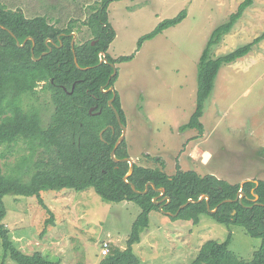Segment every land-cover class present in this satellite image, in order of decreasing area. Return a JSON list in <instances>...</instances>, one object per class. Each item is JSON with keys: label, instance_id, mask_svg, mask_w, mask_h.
<instances>
[{"label": "rangeland", "instance_id": "obj_1", "mask_svg": "<svg viewBox=\"0 0 264 264\" xmlns=\"http://www.w3.org/2000/svg\"><path fill=\"white\" fill-rule=\"evenodd\" d=\"M0 1L9 9H21L27 18L44 16L57 28L71 27L77 36L74 44L92 40L82 24L97 0ZM243 1L125 0L109 6L116 37L108 54L114 59L135 54L132 61L115 65L114 88L126 120L125 150L136 165L160 168L170 176L178 168L195 171L230 184L264 181V41L245 58L220 69L201 118L204 133L179 131L196 109L197 66L207 41ZM183 10L187 17L181 24L145 42L136 52L140 37ZM263 32L264 0H254L214 48V55L230 53ZM38 90L36 97L25 100V106L38 107L46 127L54 105L48 91ZM205 153L210 154L206 162ZM37 156L21 141L0 145V167L7 175L18 173L24 157L33 163ZM41 198L45 208L36 196H5L3 224L16 248L27 255L39 253L53 264H100L114 249L125 250L141 212L134 202L106 201L93 187L80 192L43 191ZM168 203L162 202L164 207ZM164 212L163 208L150 214L140 243L133 245L140 264H192L205 242L222 243L230 234L229 249L240 259L251 261L261 247L262 241L240 226L218 223L206 214L194 224L174 220ZM104 244L109 245L107 255L102 254ZM4 255L0 238V264ZM5 264L17 263L8 257Z\"/></svg>", "mask_w": 264, "mask_h": 264}, {"label": "trees", "instance_id": "obj_2", "mask_svg": "<svg viewBox=\"0 0 264 264\" xmlns=\"http://www.w3.org/2000/svg\"><path fill=\"white\" fill-rule=\"evenodd\" d=\"M125 0H97L90 7L91 15L82 25H86L92 40H85L72 47L74 30L57 28L44 16L27 18L24 12L9 9L0 1V145L12 146L18 142L27 144L37 160L30 162L24 157L18 173L5 174L0 167V238L4 248V259L10 257L17 264H53L39 253L27 255L21 252L10 240V232L3 224L6 216L4 197L16 195L36 196L39 203L43 191L74 190L84 191L93 187L106 201L119 204L125 201L136 203L141 212L137 217L132 234L125 250L114 249L100 264H140L133 252V245L140 243L141 232L148 228L150 214L160 211L153 199L160 194L150 187L147 194L136 193L131 184L140 192L146 190L148 183L163 188L171 201L164 207L166 212L176 214L189 200L198 201L203 195L209 197L210 209H218L215 214L209 212L207 202L192 203L180 211L174 220L192 221L198 224L200 216L206 214L218 223L236 225L246 233L262 241L260 249L251 261L238 258L229 246L231 234L220 243L209 240L200 248L192 264H264V181H248L230 184L213 175L201 176L195 171L177 169L175 175H168L160 168L136 165L128 181L130 165L127 162L116 163L111 152L121 136L122 129L116 114L109 106L113 93H104L102 89L114 86L118 76L111 78L113 67L130 62L135 54L117 59L108 54V49L116 37L109 21L108 9L112 3ZM254 4V0H244L227 22L217 27L211 34L200 56L197 66L196 109L190 121L179 131L196 130L204 133L201 118L205 105L210 98L217 76L224 65H229L248 56L254 48L264 41V32L236 50L214 55V48L231 32L244 13ZM187 17L183 10L177 16L160 22L150 33L140 37L136 52L144 43L155 39L168 29L178 26ZM82 31V26H78ZM20 47L17 42L23 44ZM53 40L54 43L48 42ZM93 42L95 44L93 45ZM49 48L52 52L49 53ZM32 50L36 59L32 56ZM105 53L108 63L99 65ZM88 70H80L75 64ZM110 80V81H109ZM41 91L51 94L54 113L51 122L44 127L41 111L32 106L27 109L25 100L36 97ZM100 114H90L92 107ZM114 107L125 124V115L117 95ZM113 126L115 130H112ZM104 132L101 137V132ZM125 142L116 151L117 159L129 158ZM158 161V159H155ZM165 166L164 163H162ZM28 176V180L23 178ZM25 176V177H26ZM245 194L236 201L239 192ZM258 196V201H253ZM231 200V202L224 201Z\"/></svg>", "mask_w": 264, "mask_h": 264}, {"label": "water", "instance_id": "obj_3", "mask_svg": "<svg viewBox=\"0 0 264 264\" xmlns=\"http://www.w3.org/2000/svg\"><path fill=\"white\" fill-rule=\"evenodd\" d=\"M0 28L5 29V30H8V29H6V28H4V27H2V26H0ZM72 35H73V42H72V43H73V45H74V42H75V39H76L77 36H76V34H72ZM28 40H33V39H32V38H27L23 44H20L19 41L17 42V44H18L20 47H24ZM48 42L54 43L53 40H48ZM93 45H94V44H93ZM50 52H52V48H49V53H50ZM102 55H103V59H101L99 65H102L103 63H108V60H107V58H106L105 53H102ZM32 56H33V59H34V60H40V59H41V58H40V59H36V58H35L34 50H32ZM75 64H76V66H77L80 70L85 71V70H88V69H89V68H82V67L79 66V64H78V59H77V56H76V55H75ZM111 66L113 67L114 71H113V74H112L110 80H111L112 78H114V77L117 75V69H116V66L113 65V64H112ZM110 80H109V81H110ZM102 91H103L104 93H109V92H112V93H113V97H112V99L109 101V106H110V107L112 108V110L115 112V114H116V118H117V121H118V123H119V125H120V127H121V129H122V134H121L120 138L117 140V142H116V144H115V146H114V149H113L112 152H111V158H112V159L114 160V162H116V163H121V162H127V163H129V165H130V169H129L128 174L125 176L124 180H125L126 183L131 184V183L128 181V179H129V177L132 176V174H133V172H134V166H135V162H134V160H133L132 158L117 159V157H116V151H117V149L119 148V146L125 141V139H126V134H127V129H126V127L124 126V124H123V122H122L121 116H120V114L118 113L117 109L114 107V101H115V99H116L117 94H116V92H115V88H114V86L109 87V89H107V90H105V89L103 88ZM94 110H95V108H91V110H90V114H92ZM105 131H106V130H103V131L101 132V134H100L101 137L103 136V134H104ZM209 158H210V154H209V153H205V154H204V162L208 161ZM255 182H256V181H255ZM243 184H244V183H243ZM243 184H242V185H243ZM256 184H258V182H256ZM131 186H132L133 190H134L136 193H138V194H143V195H145V194L148 193L150 187H153L154 190H156V192H158V193L160 194L158 197L154 198L153 200H154V202H155L156 204H158V205L161 204V205H160V210H162V211H163V208H164L162 202H163V201H168V202L171 201L170 197L166 196V191H165V189H163V188H160V189L156 188V186H155L154 183H148L147 186H146V190L143 191V192L138 191V190L136 189V187H135L133 184H131ZM239 194H240V196L237 197L236 201H238V200L241 201L242 198L245 196V194L242 192V190L239 192ZM158 199H161V200L158 201ZM204 200L207 202V208H208L209 212L212 213V214H215V213L217 212L218 209H217V208L214 209V210H211V209H210V204H209V200H210V199H209V197H208L207 195H203L198 201H195V200H192V199L189 200L185 205H182V206L180 207V209L177 211L176 214H172V213H169V212H164V213H165L166 215H169V216L177 217V216L179 215L180 211L183 210L185 207H187L189 204H192V203H202ZM253 201L257 202V201H258V196H255V199H254ZM226 202H231V200L224 201V203H226Z\"/></svg>", "mask_w": 264, "mask_h": 264}, {"label": "built area", "instance_id": "obj_4", "mask_svg": "<svg viewBox=\"0 0 264 264\" xmlns=\"http://www.w3.org/2000/svg\"><path fill=\"white\" fill-rule=\"evenodd\" d=\"M109 253V245L104 244L103 249H102V254L107 255Z\"/></svg>", "mask_w": 264, "mask_h": 264}, {"label": "flooded vegetation", "instance_id": "obj_5", "mask_svg": "<svg viewBox=\"0 0 264 264\" xmlns=\"http://www.w3.org/2000/svg\"><path fill=\"white\" fill-rule=\"evenodd\" d=\"M72 34H75V32H73ZM71 34V35H72ZM72 37H73V35H72ZM72 42H73V39H72ZM75 45V44H74ZM74 45H73V43H72V47L74 48ZM96 107L97 106H95V107H92V108H95V110H96ZM95 110L93 111V113L95 112ZM92 113V114H93ZM95 114H100V112H95ZM110 128L112 129V130H115V128L113 127V126H110ZM108 129V127L107 128H105V130H107ZM122 134V133H121ZM120 138V137H119Z\"/></svg>", "mask_w": 264, "mask_h": 264}]
</instances>
